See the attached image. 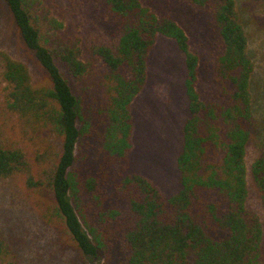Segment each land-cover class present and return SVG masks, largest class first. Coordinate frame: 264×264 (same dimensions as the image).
Segmentation results:
<instances>
[{
    "label": "trees",
    "instance_id": "obj_1",
    "mask_svg": "<svg viewBox=\"0 0 264 264\" xmlns=\"http://www.w3.org/2000/svg\"><path fill=\"white\" fill-rule=\"evenodd\" d=\"M188 1L212 11L218 100L201 99L199 56L185 30L142 0H104L120 36L114 46H92L88 60L44 0H6L46 77L34 82L23 62L0 51V114L17 127L14 137L0 135V178L22 177L45 223L61 228L63 246L93 264H264L262 223L248 206L250 174L264 210V148L250 169L246 159L258 132L250 36L236 0ZM159 35L177 42L187 67L173 196L133 172L129 158L131 107ZM0 263L22 264L1 231Z\"/></svg>",
    "mask_w": 264,
    "mask_h": 264
},
{
    "label": "rangeland",
    "instance_id": "obj_2",
    "mask_svg": "<svg viewBox=\"0 0 264 264\" xmlns=\"http://www.w3.org/2000/svg\"><path fill=\"white\" fill-rule=\"evenodd\" d=\"M142 2L159 16L173 17L185 30L190 49L199 56L197 90L201 99L218 100L215 70L221 44L212 11L188 0ZM236 3L246 23L255 63L252 93L258 132L247 149L250 169L264 148V2L236 0ZM44 4L63 21V36L80 45L85 60L90 58L92 46H114L118 42L120 31L104 0H44ZM0 51L23 62L34 82L46 77L35 53L25 44L6 0H0ZM186 76L185 55L177 42L159 35L149 52L144 86L131 107L133 134L129 158L131 170L152 181L165 196H173L180 189L177 159L189 115ZM2 86L0 79V103ZM15 122V118L0 114V135L14 137ZM248 183V206L260 216L264 232V210L250 174ZM27 197L22 177L0 178V231L17 251L21 263L93 264L78 250L63 246L61 228L45 223L35 203Z\"/></svg>",
    "mask_w": 264,
    "mask_h": 264
}]
</instances>
